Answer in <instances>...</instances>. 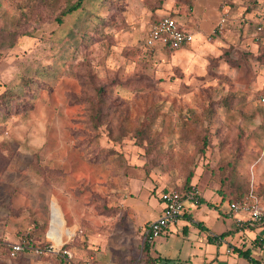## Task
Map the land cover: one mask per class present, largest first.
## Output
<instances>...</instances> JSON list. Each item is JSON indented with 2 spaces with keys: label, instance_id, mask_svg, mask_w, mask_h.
Segmentation results:
<instances>
[{
  "label": "rangeland",
  "instance_id": "obj_1",
  "mask_svg": "<svg viewBox=\"0 0 264 264\" xmlns=\"http://www.w3.org/2000/svg\"><path fill=\"white\" fill-rule=\"evenodd\" d=\"M76 1L0 0V94L6 90L9 97L0 116V145L9 152L0 180V240L21 243L30 235L35 247L69 244L76 264H153L158 258V264H204L218 250L224 256L225 245L209 243L201 228L188 224L182 233L186 221L146 251L144 227H132L120 206L131 182L174 189L189 172L197 192L203 185L228 196L221 171L238 157L248 192L257 190L264 206V134L258 131L264 125V34L246 21L257 3H242L246 9L237 7L221 34H205L207 50L182 62L170 51L147 48L144 39L159 15L189 16L193 0H82L59 23ZM100 88L111 109L99 123L91 116L103 108ZM79 143L91 146L93 161L75 147ZM37 167L59 170L61 179L43 184ZM227 210L223 202L191 217L200 215L207 231L218 234L231 228ZM154 215L146 208L144 220ZM99 237L102 242H90ZM59 263L30 251L15 258L0 252V264ZM239 264L252 263L240 258Z\"/></svg>",
  "mask_w": 264,
  "mask_h": 264
},
{
  "label": "crops",
  "instance_id": "obj_2",
  "mask_svg": "<svg viewBox=\"0 0 264 264\" xmlns=\"http://www.w3.org/2000/svg\"><path fill=\"white\" fill-rule=\"evenodd\" d=\"M193 1L194 7L192 13L189 16H186L187 14H185V16H180L175 13L172 15V13L169 12L159 15L154 20V22H157L165 16H170L178 22L182 30L194 34V42L192 44H189L176 51L169 50L172 52V57L175 60L179 59L184 62L190 58V55L207 50L209 45L207 43V39L212 35L205 37V34H208L210 30L215 29L222 18H224L226 22L230 24L232 20H234L233 14L237 7L246 9V7H244L242 4L244 2L253 1V5L250 4L252 7L257 3L256 7H253L254 9L249 11L246 21L252 25V28H254L253 30H255L257 34L264 29V0H216V3L212 8H208L206 6L208 0ZM247 7H249V5ZM258 28H261V30L258 31ZM260 172L261 168L257 169V176L260 175ZM192 187H196L195 183H192ZM199 188L198 195L201 199V202L196 206L187 207L185 210V216H182V218H180L177 223L180 221H186V225L182 227V233L187 231L189 225H195L201 228V231L199 232L200 235L205 233L209 243L215 244L217 247H220L223 244L225 245V251L222 252L224 256H221V253L218 250L215 254L214 261L205 262L204 264H225V258L227 256L228 259L229 257L233 259V264H239L240 258H243L252 264H258L260 262H263L262 264H264V258L261 256L264 254V224H245L243 226H238L235 222V217L229 211L228 205V210L223 215L229 216L231 218V228L226 232H221L218 234L207 231V228L203 224L202 217L198 215V219L195 220L190 217L191 212L199 209L200 207L218 208V206L222 205V203L219 196L214 195L212 191L205 189L203 185ZM212 188H217V186L214 184L212 185ZM170 189L173 188H168L165 186V184L158 187L153 186V183L150 181H134L129 183L126 193L123 195L121 200L120 206V208H122L121 212L124 211L127 213V222L131 223L133 225L132 227L138 229L141 227H146L150 222L155 221L163 209V205L160 200V194ZM151 193H154L155 195H151ZM153 197H155V202L151 201ZM54 202H56L58 208L60 211H62L58 200L55 199ZM146 208L151 209L155 215L152 218L144 220L146 217ZM198 224H200V226H198ZM78 226L79 225H74L73 228ZM174 228L170 230V234L174 232ZM168 235L166 237H168ZM236 236L238 237V240L234 241ZM230 237H232V239L228 240ZM65 238L66 236L64 235V239ZM100 238L101 237L98 239L93 238L90 240V242H102L103 239ZM227 250H230V253H227ZM221 257L222 260L220 259Z\"/></svg>",
  "mask_w": 264,
  "mask_h": 264
},
{
  "label": "built area",
  "instance_id": "obj_3",
  "mask_svg": "<svg viewBox=\"0 0 264 264\" xmlns=\"http://www.w3.org/2000/svg\"><path fill=\"white\" fill-rule=\"evenodd\" d=\"M224 23L225 19L222 18L211 35L221 34L224 29ZM260 30L261 28H258V31ZM193 42L194 34L182 30L178 22L170 16H165L152 24L144 39V45L149 49H167L170 51L179 50ZM262 102L264 103V97ZM199 199L195 187H191L183 194L175 189L162 192L160 194V200L163 205L162 212L155 221L150 222L143 228L141 233L143 242L148 245H154L158 239L166 237L182 218L186 208L196 206L199 203ZM229 211L235 217V222L238 226L264 224V207L261 206L253 188L242 199L229 205ZM4 250L9 258H15L19 254L30 251L37 256H53L60 261H66L68 264H76L71 253L63 249V246L47 245L46 247H35L31 246L29 241L9 243L0 240V252ZM227 253H230V250H227Z\"/></svg>",
  "mask_w": 264,
  "mask_h": 264
},
{
  "label": "trees",
  "instance_id": "obj_4",
  "mask_svg": "<svg viewBox=\"0 0 264 264\" xmlns=\"http://www.w3.org/2000/svg\"><path fill=\"white\" fill-rule=\"evenodd\" d=\"M81 1L82 0H77L74 4L69 3L68 6L65 7V9L57 17L58 22L59 23L62 22V18L63 17H65L67 15H70L73 12L77 11L80 8V6H81ZM105 1L109 2V0H105ZM154 23H152V24H154ZM102 24H103V21H102ZM262 34H264V29L261 30L258 33V35H262ZM165 50L169 51L167 49H165ZM97 93H98L99 96H101V97H99L98 100H99L100 105L103 106V108L97 107V108L93 109L95 111V114L92 115L91 117H92V120L94 122H99L100 123V122L103 121L104 116L110 111L111 107L106 102V99L102 97L103 93H104L103 89L102 88L98 89ZM7 94L8 93H7L6 90L3 91L0 94V116L1 115H5L8 112V107L6 105V102L8 101L9 97H8ZM10 102H12V101L10 100ZM105 103L108 104V105L106 106ZM231 128H233V129H236V128L238 129L239 128L241 131H243V128L240 127V126H237V125H232ZM258 131H259V133L264 134L263 133L264 132V125H261L259 127ZM261 137H262V135L258 134L256 136L255 142L256 141H260ZM242 142H243V144H242ZM247 142L248 141H241V143L240 142H235L233 144H239L240 143L241 146L246 147ZM75 147L78 150H80V152H81V154H83V156L88 157L87 162H91V160L93 161L91 146H89L88 144L79 143ZM3 148H4V146L0 145V160L2 159V161H0V180H1L2 175L9 168V166H8V164L6 162V158H7V155H8L9 152L4 151ZM4 152H6V153L4 154ZM236 161L241 164V161H243V158L242 157H238L236 159ZM235 164H234L233 168H230L229 171H228V169H224V170L221 171V173H224V176L221 179V181H222L221 185L224 184L223 186L230 187V189H231L230 190L231 193L229 194V192H228V196H227V194H224L225 192L223 194L220 193L221 194L220 195L221 203L227 202L228 205H231L232 203L239 201L248 192V184H249L248 175L246 173H242V174L239 173L238 172V170L240 169V168L238 169L239 164H237V165H235ZM37 171L39 172V176L38 177H39V179L41 180V182L43 184L46 183L47 185H54L55 183H57L59 181V179H61V173L59 172V170H50V169L45 168V167H37ZM193 178H194V174L192 172H189L186 175L183 184L181 186L175 187L174 189L176 191H178L179 193H181V194L185 193L186 191H188L192 187V183L191 182H192ZM256 196L258 197V199L260 198L259 197V193L257 192V190H256ZM200 202H201V199H199V203ZM185 214H186V212L184 211V215L183 216H185ZM198 226H200V224H198ZM82 229H84V230L86 229V225L85 224H83ZM23 239H27L28 241H30L31 246L34 245L30 235L29 236L25 235ZM23 239H20V242H22ZM42 246L43 245H40V247H42ZM152 246L153 245L145 244L144 249L146 251H148L149 248L152 247ZM70 247L71 246L69 244H65L63 246V249L68 250V248H70ZM159 260L160 259L158 258L157 260H153V261L150 260V261L153 264H158ZM59 264H68V263L66 261H64V260H61Z\"/></svg>",
  "mask_w": 264,
  "mask_h": 264
}]
</instances>
